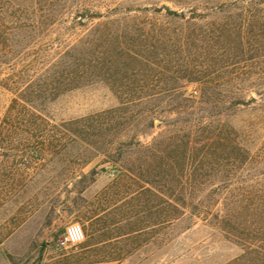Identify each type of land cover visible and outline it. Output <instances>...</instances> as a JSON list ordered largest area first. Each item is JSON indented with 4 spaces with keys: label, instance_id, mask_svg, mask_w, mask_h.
<instances>
[{
    "label": "rangeland",
    "instance_id": "obj_1",
    "mask_svg": "<svg viewBox=\"0 0 264 264\" xmlns=\"http://www.w3.org/2000/svg\"><path fill=\"white\" fill-rule=\"evenodd\" d=\"M104 1L91 4L106 13ZM106 2L111 8L121 3L125 8L149 9L139 12L140 17L128 21V26L125 22L119 26L131 32L122 35L119 43L131 48L142 44L134 25L166 32L181 27L189 32L209 31L240 13L201 9L196 14L206 18L188 28L160 16L167 12L162 5L193 14L168 1ZM29 15L28 0H0V264H91L98 260L111 264H264L247 251L251 234L261 229V248L248 249L263 254L264 218L244 210L264 197V112L231 109L218 115L216 110L208 116L202 103L205 85L182 80L177 91L170 90L176 86V76L212 71L208 54L195 52L191 46L181 51L165 50L158 44L154 53L137 60L126 56L114 60L121 66L118 74L111 71L114 80L128 72L131 79L123 84L141 87L147 96L125 106L127 121L122 125L107 117L109 125L103 128L108 129L99 131L103 121L99 114L123 107L112 89L113 81L91 74L79 86L61 92L59 69L53 67L64 48L98 20L88 22L86 28L72 17L48 26L32 23ZM224 121L244 130L242 140L249 149L246 162L240 164L243 156L237 152L217 150L215 157L204 162L201 174L212 166L217 171L195 177L193 182L199 187L194 195L188 190L182 193L186 201L199 206L189 205L178 220L157 226L154 210H144L128 194L150 185L137 178L120 180L131 172L139 174L142 166L146 180L159 171L156 178L173 187L176 172L154 169L158 165L154 162L141 165L140 145L156 142L155 147L164 150L171 138L186 141L191 127L199 130L198 135L204 126L210 124L215 130ZM81 128L84 132L77 133ZM203 137L200 134L198 139ZM206 200L214 203L208 214L200 205ZM73 223L82 227L85 239L76 247L62 249L58 242ZM136 231L140 232L122 237Z\"/></svg>",
    "mask_w": 264,
    "mask_h": 264
},
{
    "label": "trees",
    "instance_id": "obj_2",
    "mask_svg": "<svg viewBox=\"0 0 264 264\" xmlns=\"http://www.w3.org/2000/svg\"><path fill=\"white\" fill-rule=\"evenodd\" d=\"M92 1L28 0V5L30 9L29 19L35 24L52 26L63 19L72 17L78 25L86 28L88 22L98 20L94 27L87 28L83 36H80L72 44L64 48L59 61L53 64V67L57 66L59 69L57 82L61 92L79 86L83 83L82 81H84L86 76L89 77L91 74L93 76L98 74L105 81H108V79L113 81L112 89L121 98L123 107L99 114V116L103 117L99 131L108 129L103 128L109 125L104 120L107 117L112 121L115 120L117 126L122 125L123 121H127L125 110L128 108L125 106L134 100H142L147 96V93L144 92L146 90L143 88H130L128 84H123L126 80L131 79L130 75L128 76L127 74L128 72H122L123 76H121L120 80H114L111 71H115L118 74L121 69L119 63L116 64L114 60L124 56L137 60L138 57L145 53H154L158 44H162L165 50L167 48H178L182 51L184 48L189 49L191 46L195 52L201 50L208 54L211 59V68H214L212 71L195 72L193 70L188 75L176 76L174 78V85L176 86L170 89L177 91L182 80L199 82L203 86L205 85L203 89V98L205 100L202 103L206 105L205 112L208 116H211L216 110L218 115H224L231 109H251L264 112V0H164L178 7L187 8L193 14L188 16L184 12L172 10L165 5H162V8L167 10L166 13L161 14V9H156L155 13L161 14L160 16L167 21L180 22L183 26L187 25L188 28L206 18L196 14L201 9L212 8L213 10H218L217 13L237 10L240 13L236 17H230V20L225 23L222 21L214 24L216 28H210L209 31L201 30L197 32L194 30L189 32L184 27H181L180 30L166 32L156 27L145 30L144 26L141 28L134 25L133 27H136L134 31H138L139 40L142 43L136 47L138 50L122 46L119 43V38L122 35L131 34V32H128L130 31L128 28L119 29V26L124 22L125 26H128V21L137 20L140 17L138 15L139 12H149V9L147 7L125 8L121 3L111 8L109 2H106L108 0H105L103 3L108 8L106 13H102L95 10V7L98 8L99 6H92L94 5L91 4ZM132 13H137V15L131 16ZM145 17L147 18V16ZM233 19H236V22H233ZM219 80L223 81V83L218 87L210 85ZM117 81L121 83L120 86L116 84ZM126 96L129 97L128 100ZM222 123L220 122L219 127L215 130L209 127L210 124L204 126L200 132L201 135L204 134L203 139H198L200 136V134L197 135L199 130L196 131L191 129V127L187 133L186 141L173 140L171 138L166 143L164 150H158L155 147L158 144L156 142L148 146L140 145L143 154L141 165L144 163V165L149 164L150 166L154 162L158 164L154 166V169L160 167L166 172L167 168H169L173 170V173L176 172L172 174L173 187L167 186L162 178H156V176L160 177L158 175L159 171L157 174L150 173L149 175H153L152 180H146L141 170L142 166L139 168V174H132L131 172V175L125 174L120 180H134L137 178L143 183L150 185L149 187H146V185L139 186L136 190L128 192V194L132 197L131 200H136L144 210H154V219L157 226L178 220L183 215V210L187 209L189 205H192L193 208L199 206L186 201L182 193L188 190L189 194L194 195V191L199 187L198 184L193 182L195 177L211 176L217 171V168L212 166L207 174H201L202 169H204V162L211 160L217 150L237 152L240 156H243L240 164L242 165L246 162L249 149L242 140L241 133L244 130L241 127L236 128L226 121ZM76 132L81 133L84 130L81 128ZM198 146L200 147L199 149H197ZM175 166L178 168V172ZM211 171L212 173H210ZM184 183L186 184L183 185ZM262 192L264 193V190ZM200 205L208 214L212 211L214 203L211 200H206ZM244 210L258 214L263 219L264 197L253 201L244 207ZM218 214L216 212V216ZM260 230L257 229L255 234H251L252 238H247L249 239L248 248H261L259 246L261 243L259 237L262 236L263 230ZM139 232L126 233L122 237H128L130 234L134 235L133 233L138 234ZM248 248V254L254 253L257 260L264 261V252L261 254L258 249L250 251ZM120 257L119 255L117 258ZM97 262L100 261L98 260Z\"/></svg>",
    "mask_w": 264,
    "mask_h": 264
},
{
    "label": "built area",
    "instance_id": "obj_3",
    "mask_svg": "<svg viewBox=\"0 0 264 264\" xmlns=\"http://www.w3.org/2000/svg\"><path fill=\"white\" fill-rule=\"evenodd\" d=\"M84 239L82 227L78 223H73L66 227L64 234L58 242V246L62 249H69L78 246Z\"/></svg>",
    "mask_w": 264,
    "mask_h": 264
},
{
    "label": "crops",
    "instance_id": "obj_4",
    "mask_svg": "<svg viewBox=\"0 0 264 264\" xmlns=\"http://www.w3.org/2000/svg\"><path fill=\"white\" fill-rule=\"evenodd\" d=\"M91 264H111L109 262H98V263H91Z\"/></svg>",
    "mask_w": 264,
    "mask_h": 264
}]
</instances>
